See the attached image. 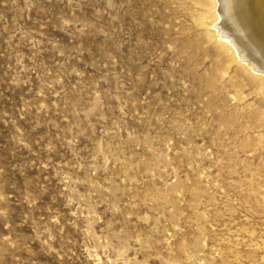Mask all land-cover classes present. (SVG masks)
I'll return each instance as SVG.
<instances>
[{"label": "rangeland", "instance_id": "374dc122", "mask_svg": "<svg viewBox=\"0 0 264 264\" xmlns=\"http://www.w3.org/2000/svg\"><path fill=\"white\" fill-rule=\"evenodd\" d=\"M202 2L0 0V264H264V87Z\"/></svg>", "mask_w": 264, "mask_h": 264}, {"label": "bare ground", "instance_id": "6f19581e", "mask_svg": "<svg viewBox=\"0 0 264 264\" xmlns=\"http://www.w3.org/2000/svg\"><path fill=\"white\" fill-rule=\"evenodd\" d=\"M213 2L216 20L212 27L220 49L232 54L264 87V0H203L201 25L207 24Z\"/></svg>", "mask_w": 264, "mask_h": 264}]
</instances>
